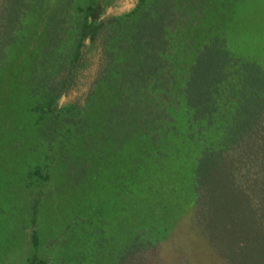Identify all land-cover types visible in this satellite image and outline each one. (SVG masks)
Instances as JSON below:
<instances>
[{"label": "trees", "instance_id": "trees-1", "mask_svg": "<svg viewBox=\"0 0 264 264\" xmlns=\"http://www.w3.org/2000/svg\"><path fill=\"white\" fill-rule=\"evenodd\" d=\"M24 1L7 2L0 46L4 41L1 48L22 50L28 37L23 11L48 9L27 91L35 100L36 125L42 135L50 131L42 141L47 150L63 139L85 142L88 154L62 152L68 158L63 176L82 183L106 170L110 158L132 152L140 156L131 162L132 182L141 172L147 176L151 164L171 169L177 178L192 165L196 252L181 264H192V256L197 264H264V91L259 90L264 85L248 91L253 80L244 73L238 81L230 78L235 62L222 39L220 0H145L131 15L107 22L96 17L90 22L80 0ZM105 24L104 63L94 87L114 85L125 94L109 104L105 126L94 134L88 109L58 103L80 75L87 37H98ZM1 48L4 61H10ZM44 168L38 166L35 174ZM142 218V237L134 251L122 252L121 264H146L147 255L138 249L153 244L151 252L159 250L170 234L157 224L162 221L142 216L141 223ZM155 223L152 239L148 234Z\"/></svg>", "mask_w": 264, "mask_h": 264}, {"label": "rangeland", "instance_id": "rangeland-1", "mask_svg": "<svg viewBox=\"0 0 264 264\" xmlns=\"http://www.w3.org/2000/svg\"><path fill=\"white\" fill-rule=\"evenodd\" d=\"M144 1L80 0V6L89 13L90 22L95 17L107 22L131 15ZM7 2L0 0V22L7 12ZM28 3L26 0L25 4ZM219 3L224 7L220 11L224 18L222 39L226 40L235 62L229 76L238 81L244 73L247 80L255 81L248 91L260 88L264 85V0ZM47 10L37 6L23 11L28 37L22 39L25 45L22 50H11L10 45L1 48L4 41L0 46L11 57L5 62L6 56L0 53V264H121L122 252L131 249L142 237L141 227L145 224L144 218L140 222L142 216H153L156 223L162 221L157 224L171 234L164 237L159 250L151 252L153 244L148 249H138L147 255V260L143 256L145 262L181 264L185 257L189 261L196 252L191 230L194 166H187L183 176L177 178L171 169L151 164L147 176L146 171L141 172L144 177L139 175L132 182L131 162L140 158L137 152H132L110 158L106 170L76 183L63 176L68 158L62 152L69 149L80 155L88 154L85 142L63 139L64 143L53 151L44 146L50 131L42 135L41 125H36L35 100L27 89L31 64L35 63L34 51L40 47L38 40L44 34L45 20L51 15ZM108 27L105 24L95 39L87 37L80 75L58 103L59 107L74 104L79 110L88 109V126L94 127V134L105 126L104 112L109 104H117L125 94L114 85L106 87L105 83H100L97 91L93 89L104 63L102 46ZM93 90L95 96H91ZM61 134L69 137L64 131ZM192 157L195 158L193 153ZM112 160L118 165H113ZM41 165L47 168L38 172L42 176L35 174ZM122 190L133 193L123 194ZM156 223L148 234L152 239L157 235ZM191 262L198 263L193 256Z\"/></svg>", "mask_w": 264, "mask_h": 264}]
</instances>
